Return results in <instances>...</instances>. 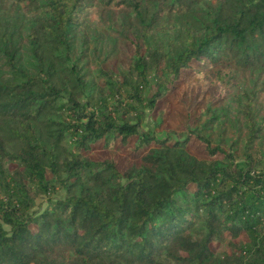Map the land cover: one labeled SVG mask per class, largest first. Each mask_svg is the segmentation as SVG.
<instances>
[{"label":"trees","instance_id":"obj_1","mask_svg":"<svg viewBox=\"0 0 264 264\" xmlns=\"http://www.w3.org/2000/svg\"><path fill=\"white\" fill-rule=\"evenodd\" d=\"M17 1L34 9L32 17L0 14V264H264L256 93L238 101L246 130L239 156L234 143L226 149L198 127L164 138L142 129L147 110L160 108L185 73L194 86L225 93L238 69H264V0H162L185 14L217 2L181 36L166 31L162 40L139 13L134 58L121 73L124 99L106 96L71 57L93 0ZM132 138L137 152L146 149L128 155L124 170L86 154L98 142ZM195 139L208 158L189 150ZM41 197L47 204L36 208ZM221 244L220 252L213 247Z\"/></svg>","mask_w":264,"mask_h":264},{"label":"rangeland","instance_id":"obj_2","mask_svg":"<svg viewBox=\"0 0 264 264\" xmlns=\"http://www.w3.org/2000/svg\"><path fill=\"white\" fill-rule=\"evenodd\" d=\"M140 7L135 6V1L123 0H93L86 9L83 24L78 28V33L72 36L73 45L71 57L80 60L87 78L97 84L100 90L124 99L125 85H120L121 73H124L134 58L135 30L143 22L153 28L155 38L162 40L165 32L172 36H181L193 19L206 17L208 10L217 5L213 1L204 2L195 9L183 13L162 0H140ZM132 5H130V3ZM34 7H25L24 2L17 0H0V14L15 19V12L32 17ZM139 9V10H138ZM11 11V12H10ZM139 13L143 18L139 17ZM28 41L22 39L23 55L21 62L29 55ZM5 60L0 55V67L5 66ZM107 71L116 81L118 89L112 90L107 84L108 78L103 73ZM238 81L231 92L220 93L218 87H196L192 84V76L183 74V78L176 81L169 94L164 96L160 108L155 112L147 110L142 129L164 138L166 135L178 136L186 134L190 128H196L210 134L214 143H221L226 149H233L239 156L244 148L243 117L239 114L238 101L244 93H256L257 110L264 115V69L241 68L237 70ZM151 83L154 79L150 78ZM99 90L94 88L90 92L93 100L98 97ZM92 100V101H93ZM162 107V108H161ZM221 108H224L220 110ZM163 109V110H162ZM218 109L220 118L212 126L204 130V123L210 118L211 113ZM136 138H132L126 145L117 141L108 145L104 141L96 143L91 151H87L91 158L103 160L113 158L120 170L125 169V160L128 155L142 154L146 149L135 150ZM189 150L201 158H208L202 143L195 139L189 145ZM63 194L60 189L58 195ZM37 206H46L44 197L37 199ZM225 244L213 245L217 251H222Z\"/></svg>","mask_w":264,"mask_h":264}]
</instances>
